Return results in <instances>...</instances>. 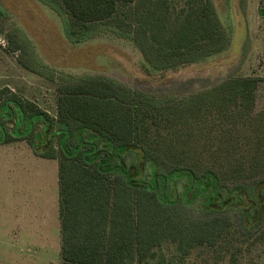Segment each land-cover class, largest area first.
<instances>
[{
    "label": "trees",
    "instance_id": "trees-1",
    "mask_svg": "<svg viewBox=\"0 0 264 264\" xmlns=\"http://www.w3.org/2000/svg\"><path fill=\"white\" fill-rule=\"evenodd\" d=\"M40 1L74 42L103 25L132 36L148 73L205 62L232 42L214 0ZM5 36L24 68L56 82V115L0 88V145L26 141L57 160L62 264H186L198 247L237 264L245 242L264 241L259 77L181 98L105 75L55 79L27 37Z\"/></svg>",
    "mask_w": 264,
    "mask_h": 264
},
{
    "label": "rangeland",
    "instance_id": "rangeland-1",
    "mask_svg": "<svg viewBox=\"0 0 264 264\" xmlns=\"http://www.w3.org/2000/svg\"><path fill=\"white\" fill-rule=\"evenodd\" d=\"M214 3L232 36L230 47L202 63L148 73L132 36L111 25L100 26L86 40L74 42L65 32L62 16L42 1L0 0V88L9 86L51 114L57 113L56 82L27 70L8 51L5 35L15 31L30 40L34 55L55 79L65 74L105 75L133 90L181 98L231 76H257L261 80L255 112L261 111L264 0ZM132 159V154L126 156V161ZM58 192L57 160L36 156L26 141L0 145V202L10 200L7 210L12 211L10 225L5 230L0 227V264H62ZM186 264H230V253L198 247ZM237 264H264V241L245 242Z\"/></svg>",
    "mask_w": 264,
    "mask_h": 264
},
{
    "label": "crops",
    "instance_id": "crops-1",
    "mask_svg": "<svg viewBox=\"0 0 264 264\" xmlns=\"http://www.w3.org/2000/svg\"><path fill=\"white\" fill-rule=\"evenodd\" d=\"M9 201L0 202V205L2 204V208H3L2 210L0 208V227L2 228V226H4V230L6 229L7 224L10 225L8 220H9V217L12 215V211L7 210V208L10 205ZM7 229L11 230L10 226H8Z\"/></svg>",
    "mask_w": 264,
    "mask_h": 264
}]
</instances>
